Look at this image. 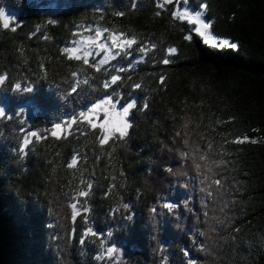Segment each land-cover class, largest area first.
<instances>
[{
	"label": "trees",
	"instance_id": "1",
	"mask_svg": "<svg viewBox=\"0 0 264 264\" xmlns=\"http://www.w3.org/2000/svg\"><path fill=\"white\" fill-rule=\"evenodd\" d=\"M185 1L237 48L159 0H0V264H111L113 247L126 264H264V0ZM90 25L128 54L68 56ZM115 93L135 107L103 142L76 117Z\"/></svg>",
	"mask_w": 264,
	"mask_h": 264
},
{
	"label": "rangeland",
	"instance_id": "2",
	"mask_svg": "<svg viewBox=\"0 0 264 264\" xmlns=\"http://www.w3.org/2000/svg\"><path fill=\"white\" fill-rule=\"evenodd\" d=\"M161 2H163V0H159V3ZM186 4L187 2L185 0H172V3L165 4L164 8L171 5L173 13H183L187 11L191 16H195L197 12H200V19L203 20L204 23L209 24L203 11L192 10ZM49 9L54 11V7H49ZM174 16L177 17L176 15ZM181 20L188 22L193 32L201 36L204 42L210 46L217 45L223 40L211 34L208 29H203L202 25L199 23L192 24L187 18ZM198 28L201 32L206 33L208 41L210 42H206L205 36L200 35L196 31ZM79 31V37L71 42L70 45L65 48V51L68 56L84 60L87 63L92 62L97 68L110 64L123 54H128V49L134 43V40L131 38L125 37L119 33L107 31L96 25L83 27ZM213 37L215 38L214 40L212 39ZM220 43L222 46L214 47H223L226 41H221ZM117 101L118 94L115 93L112 98H105L86 110H83L76 118L88 122L93 128H98L103 136V142H106L116 135H124L130 126L129 115L131 110L129 109H132L133 106L129 104L128 107L123 109L126 105H121ZM76 121L77 119L75 118H67L54 126L52 134L57 137L69 134L73 130ZM169 246L170 245H166L164 249ZM109 257L112 259L111 264H126L127 255L123 249L117 247L111 248Z\"/></svg>",
	"mask_w": 264,
	"mask_h": 264
},
{
	"label": "snow or ice",
	"instance_id": "3",
	"mask_svg": "<svg viewBox=\"0 0 264 264\" xmlns=\"http://www.w3.org/2000/svg\"><path fill=\"white\" fill-rule=\"evenodd\" d=\"M169 3H172V0H163V2L157 4V7H159V8H164V5H165V4H169ZM204 7H206V5H204ZM156 15H160V13L157 12ZM174 15H176V16H177L178 18H180V19H185V18H187V19L189 20V22L192 23V24L199 23L200 25H202L203 29H205V30H207V29H209V28L211 27L210 24L204 23L203 20L200 19V17H201V13H200V12H197L195 16H191V14L188 13L187 11H185V12H183V13L176 12V13H174ZM5 23H8V21H5ZM196 31H197L200 35L205 36V40H206V42H210V41H208V37H207V35H206L205 32H201L199 28L196 29ZM186 39H191V36L186 37ZM212 39L214 40L215 38L213 37ZM221 41H226V43H225L223 46H227V47H230V48H233V49L237 48V45H236V44L231 43V42L228 41V40H221ZM221 41H220V42H221ZM220 42H219V44L214 45V46H222ZM175 52H176V50H171V49L169 50V54H170V55H171V54H174ZM140 62H143V61H140ZM162 63H164V64H168V63H170V61H169L168 59H164V60L162 61ZM137 87H138V86H137ZM129 104H131L133 107H135V104H134V102L132 101V102H130V103H127L126 106L123 107V109L126 108V107H128ZM129 110H131V109H129ZM247 139H248L247 137H244L243 139L238 138V139H237L236 141H234V142L242 143V142H244V141L247 140ZM251 142H252V143H255L254 140L251 141ZM92 234H93V235H96L95 233H92Z\"/></svg>",
	"mask_w": 264,
	"mask_h": 264
}]
</instances>
